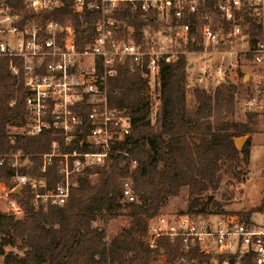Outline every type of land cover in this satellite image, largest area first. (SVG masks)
Returning a JSON list of instances; mask_svg holds the SVG:
<instances>
[{
    "label": "built area",
    "instance_id": "built-area-1",
    "mask_svg": "<svg viewBox=\"0 0 264 264\" xmlns=\"http://www.w3.org/2000/svg\"><path fill=\"white\" fill-rule=\"evenodd\" d=\"M9 1L0 0V58L7 59L10 73L25 90L24 113L9 126V138L48 133L53 139L49 150L40 154L36 174L19 171L33 166L34 155L21 149L0 153V165L8 162L14 169L12 187L4 182L0 186L13 194L29 187L35 207L63 206L79 177L95 178L98 169L128 156L122 146L132 132L131 119L108 100L109 80L122 66L137 71L155 99L161 66L180 54L201 56L194 81L186 87L207 90L211 80L223 77V61L244 53L253 69L241 108L264 115V0H21L19 7ZM65 4L77 15L98 14L82 49L72 24L43 18ZM124 13L142 14L161 29H142L137 38L138 31L123 22ZM248 18L261 26V37L254 42ZM188 42H199L202 48L186 50ZM213 57L220 62L212 71L208 62ZM135 163L132 160L131 167ZM51 165L58 176L53 185L44 175ZM13 194L5 200V213L22 218L25 211ZM136 201L130 178L123 177L121 204ZM146 224L143 239L149 250L158 249L150 264H264V207L248 214L159 212ZM161 237L179 239L180 251L196 256L171 261L158 246Z\"/></svg>",
    "mask_w": 264,
    "mask_h": 264
},
{
    "label": "trees",
    "instance_id": "trees-1",
    "mask_svg": "<svg viewBox=\"0 0 264 264\" xmlns=\"http://www.w3.org/2000/svg\"><path fill=\"white\" fill-rule=\"evenodd\" d=\"M9 3L19 7L21 0H10ZM97 16L92 11L74 14L65 4L44 14L43 18L72 24L77 47L82 49L90 41ZM121 18L138 31L137 38L141 37L142 29H161L156 21L139 13H124ZM248 21L250 40L254 42L261 37V26L249 18ZM192 33L197 36L193 30ZM201 48L199 42H188L185 46L189 51ZM187 58L186 54H180L174 62L161 66L155 98L158 106L153 117L150 114L155 99L149 95L147 83L137 71L122 66L110 78L109 104L129 115L133 126L122 146L128 156L118 157L107 167L98 169L95 178L79 177L78 185L63 206L35 207L32 191L22 186L13 197L23 207L24 216L15 218L0 212V257L3 256V264H150L158 249L149 250L143 239L146 222L160 212L165 199L186 188L189 209L202 213L209 205L207 196L219 189L225 177L245 181L238 166L241 154L244 159L249 157L250 137L241 149L236 147L235 140L255 131L254 119L258 113L249 112L244 122L234 120L237 87L231 82H222L210 91L192 87L194 105L189 108L186 78L190 63ZM24 97L21 80L10 73L7 59L0 58V153L21 149L34 155L33 166L21 167L19 171L36 174L40 154L49 150L53 138L48 133L9 138V126L24 113ZM13 100L14 103L10 104ZM61 149L67 148L61 146ZM132 160L136 163L131 167ZM13 173L8 162L0 165V182L12 187ZM44 175L49 185L58 181L54 165L49 166ZM123 177L131 180L137 197L134 203L120 202ZM211 205L223 211L220 201L213 199ZM263 207L264 195L255 209L243 214ZM118 209L129 217V226L106 241L105 226H94L93 222L99 217L103 224H107ZM6 246L21 248L23 255L6 252ZM158 246L171 261L196 256L194 252L183 254L179 239L171 241L161 237Z\"/></svg>",
    "mask_w": 264,
    "mask_h": 264
},
{
    "label": "rangeland",
    "instance_id": "rangeland-1",
    "mask_svg": "<svg viewBox=\"0 0 264 264\" xmlns=\"http://www.w3.org/2000/svg\"><path fill=\"white\" fill-rule=\"evenodd\" d=\"M235 48H240V46H235ZM187 57L188 62L190 64L193 63V66H190L188 70L186 82L189 80V82H193L196 73L199 70L198 64L200 63L201 56L199 54H187ZM219 62L220 58L213 57L211 61L208 62L210 69L213 71ZM230 62L235 64L227 65ZM223 66V77H217L218 79L216 78L211 80L208 83L207 91L213 90L215 86L222 82L233 83L237 87L234 97L233 118L235 121L244 122L249 112L244 111L241 108V104L243 97L248 95L249 87L247 82H249L251 70L253 69L249 62V57L245 56L244 53L238 52L237 54L226 58L223 61ZM244 74H248V77L243 80L242 76ZM191 89L192 88L186 87V98L189 108H192L194 105ZM157 106L158 100L155 99L151 107V117L154 116ZM254 120L256 122L253 126L255 131L249 135L242 136L245 138V141L247 140L248 136L250 137L249 157L244 159L241 154L240 163L238 166L245 176V181L241 182L238 180L229 179V177H225L221 182L219 189L209 194L212 197L208 203V207L204 212L244 213L248 210L255 209L260 204L264 195V115L258 113V116H256ZM244 143L240 149L243 147ZM12 194L13 193H10L7 188L3 190L0 186V212H6L5 200L6 198H12ZM213 199L220 201L223 204L221 207L223 211H218L214 206L211 205V201ZM196 208L198 207H195V209ZM160 213L168 216H173V214L180 213H194L188 207L186 188H182L178 195L165 199L160 209ZM129 223V217L122 209H118L117 214L111 217L107 224H103L101 219L97 217V219L93 222V225L98 227L105 226V240L109 241L115 234L125 230L129 226ZM5 251L13 252L19 256L23 255V250L17 246H6ZM0 264H3V256L0 257Z\"/></svg>",
    "mask_w": 264,
    "mask_h": 264
},
{
    "label": "water",
    "instance_id": "water-1",
    "mask_svg": "<svg viewBox=\"0 0 264 264\" xmlns=\"http://www.w3.org/2000/svg\"><path fill=\"white\" fill-rule=\"evenodd\" d=\"M246 77H248V75H244V76H243V80H244ZM244 141H245V138H243V137H240V138L236 139V140H235L236 147H237L238 149H240V147L242 146V144L244 143ZM211 197H212L211 195H208V196H207V202H210Z\"/></svg>",
    "mask_w": 264,
    "mask_h": 264
},
{
    "label": "crops",
    "instance_id": "crops-1",
    "mask_svg": "<svg viewBox=\"0 0 264 264\" xmlns=\"http://www.w3.org/2000/svg\"><path fill=\"white\" fill-rule=\"evenodd\" d=\"M244 75H248V74H244ZM244 75H243V76H244ZM243 76H242V78H243ZM248 83H249V82H247V85H248Z\"/></svg>",
    "mask_w": 264,
    "mask_h": 264
}]
</instances>
